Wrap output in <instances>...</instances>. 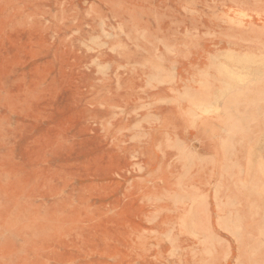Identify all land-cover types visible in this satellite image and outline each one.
I'll return each instance as SVG.
<instances>
[{"label":"rangeland","instance_id":"374dc122","mask_svg":"<svg viewBox=\"0 0 264 264\" xmlns=\"http://www.w3.org/2000/svg\"><path fill=\"white\" fill-rule=\"evenodd\" d=\"M0 264H264V0H0Z\"/></svg>","mask_w":264,"mask_h":264},{"label":"bare ground","instance_id":"6f19581e","mask_svg":"<svg viewBox=\"0 0 264 264\" xmlns=\"http://www.w3.org/2000/svg\"><path fill=\"white\" fill-rule=\"evenodd\" d=\"M243 76V75H242ZM251 76V75H250ZM249 78V77H248ZM248 80V79H247Z\"/></svg>","mask_w":264,"mask_h":264}]
</instances>
